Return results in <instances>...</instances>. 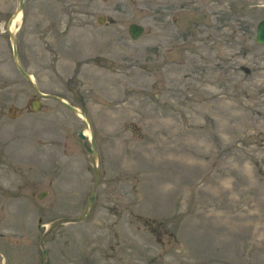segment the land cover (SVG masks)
Here are the masks:
<instances>
[{"label": "rangeland", "instance_id": "rangeland-1", "mask_svg": "<svg viewBox=\"0 0 264 264\" xmlns=\"http://www.w3.org/2000/svg\"><path fill=\"white\" fill-rule=\"evenodd\" d=\"M18 2L0 0V264H42L95 183L48 264H264V0H23L19 61L87 115L96 155L18 71Z\"/></svg>", "mask_w": 264, "mask_h": 264}, {"label": "water", "instance_id": "water-1", "mask_svg": "<svg viewBox=\"0 0 264 264\" xmlns=\"http://www.w3.org/2000/svg\"><path fill=\"white\" fill-rule=\"evenodd\" d=\"M22 3H23V0H19V3H18V7L15 11V13L13 14V16L9 19V21L7 22V31L9 33V36L11 38V40L13 41V44H12V48H13V56H14V59L16 61V65H17V68L18 70L21 72V74L26 77V78H29V74H27L25 72V70L21 67V65L19 64V61H18V58H17V51H16V48H15V44H14V36H13V33L11 32L10 30V24L14 18V16L21 11L22 9ZM103 21V18L102 17H99L98 18V22H102ZM143 27L139 24H136V23H131L128 25V33L129 35L131 36V38L133 39H136L138 38L139 36H141V34L143 33ZM254 41L259 44V45H264V19L260 20L257 22L256 26H255V37H254ZM34 90L36 91V93L41 96V97H47V98H54V99H58L60 100L69 110H71L73 113H76L77 112V109L71 105H69L68 103H66L65 101H63L62 99L56 97V96H52V95H45L43 93H41L36 86H33ZM33 106V111H36L37 108H38V105H35V104H32ZM83 117L85 118V128H88L89 125H88V121H87V117L85 115H83ZM79 136L84 139L85 136L83 134V131H80L79 133ZM90 144H91V147H87V150L88 152L90 153H93L95 155V143H94V140H93V137H92V134H91V138H90ZM96 182V181H95ZM95 186H96V183L94 185V188L91 192V195L89 197V200H88V203L86 205V208H85V212L79 216V217H76V218H63V219H58V220H54L52 221L50 224H49V228L48 230L40 237V245L42 247V255H43V258L45 259L46 258V250L44 249L43 247V237L48 233L50 232V230L57 224H62V223H67V222H76V221H79V220H82V218H84L86 215H87V212H88V209L91 205V202H92V199H93V195H94V191H95ZM46 264V263H44Z\"/></svg>", "mask_w": 264, "mask_h": 264}, {"label": "bare ground", "instance_id": "bare-ground-1", "mask_svg": "<svg viewBox=\"0 0 264 264\" xmlns=\"http://www.w3.org/2000/svg\"><path fill=\"white\" fill-rule=\"evenodd\" d=\"M20 18H21V13L18 12V13L14 16V18H13L11 24H10V30L13 31V29H15V27L18 25V22H19ZM78 115L81 116L80 113H78ZM85 134H86V135H89V131H88V130H85Z\"/></svg>", "mask_w": 264, "mask_h": 264}]
</instances>
